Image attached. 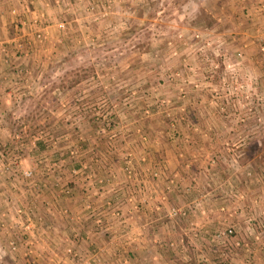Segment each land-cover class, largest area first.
Instances as JSON below:
<instances>
[{
	"label": "rangeland",
	"instance_id": "rangeland-1",
	"mask_svg": "<svg viewBox=\"0 0 264 264\" xmlns=\"http://www.w3.org/2000/svg\"><path fill=\"white\" fill-rule=\"evenodd\" d=\"M243 1L86 0L85 2L86 11L89 16H92L91 20L94 16H99L102 22L108 23V35L101 36L102 39L106 38L103 40L102 46L95 44L92 46L90 41L86 43L85 48L80 47L73 50V53H79L80 58L76 63L70 64L72 75L68 79L69 84L75 85L82 80L78 86L91 82L89 85L96 87L100 80H96L94 71L100 69L108 72L107 75L111 71H119L121 77L125 73L133 72L128 75L127 80L124 79L125 77L121 78L120 84L131 86L135 83L141 88L149 86L143 98H137V101L146 100L148 105L133 111L135 117L153 114L156 121H161L166 125L165 133L167 131L174 133L175 125H172V122H174L175 116L179 114L178 118L181 120L190 115V111L184 107L187 105L185 87L187 83L191 82V85L197 81V78L191 79L190 75L193 72L200 73L201 68L203 70L201 80L194 83V86L198 84L196 90L200 91L197 92V98H200L201 103L211 109L219 122L215 125L216 127L210 124L194 125L191 131L202 130L203 134H207V131L214 128L216 149L215 153L207 158L200 153L189 151L188 153L186 149H179L178 157L183 160V167L194 169L193 166L199 163L202 158L206 159L209 167L203 168L200 174L196 171L193 172L184 185H182L183 176L180 171L170 172L166 180L170 185H166V189L175 190L179 195L178 199L170 198V194L164 193L160 199L166 203L165 207L159 210L161 205L154 206L162 218H158L157 222L154 221L153 225L155 223L157 226L173 227L177 224L179 226V235L171 234V238L168 240V250L163 252V259L168 264H209L208 261L210 264H264V89L261 84H258L252 67L243 69L241 72L235 69L236 65L246 58L245 49L247 46L243 47L239 42V36L242 35V28L239 26L242 21L240 11L245 12ZM115 13L120 17L119 21L124 23L120 22L116 29H110L109 23ZM232 15H234L233 20L230 19ZM229 21H232L236 26L229 29L228 24L231 23ZM90 23H94V21H90ZM111 30L113 31L111 32ZM38 34L41 35L38 37L39 39L46 36L43 30L37 31V36ZM90 37H94V41H96V34ZM262 40L259 38L256 40L257 45L259 44L257 49L261 52L264 51V40ZM255 51L253 50L254 54ZM191 56L197 59L199 70L192 65L193 60L190 62ZM251 56L254 55L251 54ZM183 58L188 60L184 61ZM260 58H257L258 62H253L252 65L260 63ZM261 61L263 60L261 59ZM144 75L148 78L142 82ZM103 80V84L107 87H111L117 82L114 79L115 82L112 83L113 79H108V76H105ZM111 92L107 90L103 99L110 98ZM124 92L120 100L122 104L119 105L123 109L117 111L116 120L113 119L112 114L107 113L108 110H100L98 114L93 111L92 118L98 117V120L91 121L89 127L83 126L80 117L84 116L85 106L80 103L90 101L86 99L87 97L92 98V96L87 92L80 94L73 92L69 95L70 100H68L71 103L69 114H67L72 118L70 126L48 127V123L44 121L42 124H38L40 126L33 127L32 124H29L26 131L22 128L11 131V144L2 147L0 158L8 150H11L13 145L20 147L17 149H25L31 154L29 156L43 151L47 153L46 155H50L48 151H51L52 145H56V149L51 152L53 158L45 160L35 158L37 164L23 168L20 173L17 172L16 177L14 175L15 178L12 182L15 180L17 182L20 178L31 179L33 182L32 185H24L23 192H16L21 199H14L15 195L13 194V199L11 198L14 206L24 202L29 204V210H26L22 216L9 210L12 217L11 223L4 215H0V264H77V260L65 252L66 245H70L80 252L74 243L65 245L64 238H61L56 249L50 244L52 243L50 241L51 231L54 230L52 224L57 222V225L61 226L63 224L60 223L68 222V217L66 218L62 212L64 208L56 214L55 218L53 213H49L48 201L47 203L46 201L42 203L33 201V205H31L32 195H42L41 190H46L42 185H38L37 181L35 182L34 175L40 171L42 173L41 181L47 176L59 173L58 176H62V178L63 176L64 178L68 177L69 181L65 185H71L70 177L78 175L81 171L85 175L89 174L92 178L94 169L90 167V156L93 154L84 158L83 156L72 157L82 149L80 143L84 141V134L92 136L99 134L105 139L111 135L109 131L118 128L119 124L115 125L114 121H119L128 115V100L136 95L141 96L140 93L128 95L126 90ZM113 98L114 96L111 97V100ZM92 100L94 101L93 98ZM183 103L184 105H182ZM180 105L184 109H181ZM196 111L195 114L197 113L200 118L206 117L204 112L201 114L200 108ZM133 113L131 114L134 116ZM35 114H37L34 116L36 119L45 116L47 112L38 110L35 111ZM127 124L123 125L122 131L125 130L128 134L136 133L141 135L139 138L143 142L147 141L149 136L147 138L142 134L136 123L128 126ZM4 128L5 126H0L1 130ZM107 140L109 139L107 138ZM107 140L102 144L106 153H110L114 149L118 150L116 142L108 143ZM184 141L190 142V133L184 136ZM95 144L90 141L89 147L92 148ZM250 147H252V152L248 150ZM123 149L126 150L121 154V157L123 156L122 176L124 175V181L134 183L136 181L134 158L137 156L139 159L140 157L139 160L143 162L145 157L142 154H137L134 148L124 147ZM60 153L61 155H59ZM252 157L253 161H250ZM21 161L22 150L4 158V163L9 165H19ZM74 161L78 167L70 165L71 162L75 163ZM212 166H218V170L222 171L238 172L240 170L242 174H238V178L241 183L245 184L254 176L257 177L254 182L259 185H212V180L215 178ZM154 167L155 169H149V172L153 178H159L164 169L159 164H155ZM250 168H256L255 172L250 171ZM25 170H31V176H24L23 171ZM110 177H112L111 173ZM178 182L179 185H177ZM26 187H29L31 191ZM1 190L0 196L5 197L6 192L3 185H1ZM62 193L60 196H63ZM142 197L144 198L141 202L146 203V196ZM126 201L131 204L132 208L139 209V201L136 206L132 194L127 196ZM172 208L179 209V214L174 215L171 212ZM29 219L36 223L34 233H30L28 229L24 228V221ZM244 219L245 221H243ZM70 221L75 223L77 220L74 218ZM242 221L244 223H241ZM235 222L243 226L241 229L244 228L245 233L240 231L239 224L236 225ZM208 224L212 227V231L204 233V235L201 234V236L203 237L202 241L209 248L192 249V246L195 247L193 245L194 235ZM5 229L7 231H4ZM227 229H232L233 233L218 236L220 231L227 232ZM10 241L16 243L15 249H10ZM154 260L156 261V258ZM122 264L127 263L122 261Z\"/></svg>",
	"mask_w": 264,
	"mask_h": 264
},
{
	"label": "crops",
	"instance_id": "crops-1",
	"mask_svg": "<svg viewBox=\"0 0 264 264\" xmlns=\"http://www.w3.org/2000/svg\"><path fill=\"white\" fill-rule=\"evenodd\" d=\"M85 2L86 0H0V126H5L3 130L0 129V150L6 144H11V135L14 129L16 131L17 128H22L26 131L25 129L29 124H32L33 127L35 125L40 126L38 124H42L44 121L48 123V127L63 128L70 126L72 118L67 114H69L71 103L68 100H70L69 95L73 92L79 94L87 92L94 99L93 101L91 97H87L86 100L90 101L80 103L85 106L84 116L80 118L82 125H87L86 127L90 126L91 121L95 120L96 122L98 120V117L92 118L93 111L98 114L100 110H108L107 113L112 114L113 119L116 120L117 111L123 109L119 105L122 104L120 100L125 90L128 95L140 93L141 96L136 95L128 100V115L119 121L113 120L115 125L118 123L119 126L115 128L116 131H109L111 132V135L107 136L109 140L104 139L99 134L96 136L84 134V141L80 143L82 149L72 158L80 156L84 158L93 154L94 158L90 156V167L94 169V176L91 178L89 174L85 175L81 171L78 175L70 177L71 185L68 186L71 188V194L60 196L63 187L67 186L65 184L69 181L68 177L64 178L63 176L62 178V176H58L59 173H56L40 181L42 173L37 171L34 175L35 182L37 181L38 185H42L46 190H41L42 195L33 194L31 205H33V201L37 203L48 201L49 213H53L54 217L60 213L62 208H66L70 213L69 215L76 218L75 223L70 221L68 217V222L60 223L63 224L61 226H58L57 222L52 224L54 230L51 231L50 241L52 243L50 244L55 249L59 240L64 238L65 245L74 243L82 254L90 255L97 251V256L99 255L102 264H122V261L127 264H168L163 259V252L168 250V240L171 238V234L179 235V226L178 224L173 227L157 226L155 223L153 225L154 221L157 222L158 218H162L154 206L161 205L159 210L165 207L166 203L160 199L164 193L170 194V198L178 199L179 195L175 190L166 189V185H170L166 181L170 172L180 171L181 176H183L182 185H184L193 172L196 171L200 174L203 168L209 167L205 158L196 163L193 166L194 169L183 167V160L178 157L179 149L200 153L206 158L215 153L216 149L214 128L207 131V134H203L199 128V131H191L194 125L205 126L210 124L215 126L219 122L211 109L201 103L200 98H197L199 90H196V87L198 84L194 86V83L201 80L203 70L201 67L200 70L198 69L197 59L191 56L190 62L193 60L192 65L200 73L193 72L190 78H197V81L191 85V82L186 84L187 98L185 102L187 105H184L185 102L182 105L190 111V115L181 120L178 118L179 114L175 116V120L172 122V125H175L174 133L168 131L165 133L166 125L161 121H156L153 114L135 117L133 111L148 105L146 100L137 101V98H143L149 86L141 88L135 83L131 86L121 85L120 79L125 77L124 79L127 80L128 75L133 72L125 73L121 77L119 71H111L107 75L108 72L100 69L94 71L96 80H100L96 87L89 85L91 82L78 86L82 80L75 85L69 84L68 79L72 75L70 64L76 63L80 58L79 53H73V50L80 47L85 48L86 43L90 41L92 46L94 44L102 46L103 40L106 39H102V37L108 35V23L102 22L99 16H94L91 20L92 16H89L86 11ZM243 3L245 12L240 11L242 21H240L239 26L242 28V35L239 36V42L243 47L247 46L245 49L246 58L244 61H240L235 69L241 72L243 69L252 67L258 84H261L262 89H264V51L261 52L257 49L259 44L257 45L256 42L258 38L261 40L264 38V0H244ZM115 14L114 18L110 20V29H116L120 25V17ZM233 17L234 15L230 19L233 20ZM89 20L94 21V23H90ZM229 22H231L228 24L229 29L236 26L232 21ZM42 30L46 36L39 39L37 31ZM94 34H96V41H94V37H90ZM253 50H256L255 54ZM251 54L254 56L252 57ZM259 57H261L260 63L253 66L252 63L258 62L257 58ZM183 60L187 61L188 59L183 58ZM58 67L59 69H57ZM105 76H108V79H113L112 83L115 82L114 79L117 82L111 87H107L103 84ZM142 78V82H145L144 80L148 77L144 75ZM107 90L112 91L111 97L114 96L112 100L111 97L106 100L103 99ZM182 105L180 108L184 109ZM197 105L200 106L196 107ZM198 108L201 109V114L203 112L206 114L203 119L197 114L196 109ZM38 110H46L47 114L35 119L34 116L37 115L35 111ZM134 123L140 127L141 133L147 138L149 136L150 139L148 138L147 141L143 142L139 138L141 135L132 132L128 134L125 130H121L123 125L127 124L128 126ZM188 133H190V142L186 143L184 136ZM106 140L108 143L116 142L118 150L114 149L110 153H106L102 146ZM90 141L96 143L92 148L89 147ZM119 145L121 146L119 147ZM124 147L134 148L137 154H142L145 157L143 162L139 160L140 157L139 159L137 156L134 158L136 171L134 183L124 181V175L122 176L123 156L121 157V154L126 150L123 149ZM11 148L0 158V183L6 192L5 197L0 196V215H4L10 223L12 217L9 210L14 212L15 205L11 201L12 196L15 195L14 199H21L16 192H23L24 185L33 184L31 179L20 178L17 182L16 180L12 182V180L16 177L17 172L20 173L23 168L37 164L35 158H42L43 160L53 158L51 152L56 149V145H52L51 151H48L50 155H46L47 153L43 151L29 156L31 155L29 152L23 148L17 149L20 148L17 145H13ZM18 150H22V161L19 165L4 163L5 157ZM250 161H253V157ZM155 164H159L164 169L159 178H153L149 172V169H155ZM70 165L78 167L76 162H71ZM217 167H211L215 176L212 185H259V183L254 182L257 177L253 176L243 184L238 178L242 174L240 170L229 172L228 170H218ZM250 169V171L255 172L256 168ZM110 173L112 177H110ZM46 185L48 186L46 187ZM26 188L29 189V187ZM29 191L31 190L29 189ZM130 194L134 196L136 206L137 201H139V209L132 208L131 204L126 201ZM142 196H146V203L141 202L144 198ZM88 202L92 204L94 209L93 215L84 209V204ZM114 210L118 211V215H113ZM96 217L103 220L101 225L94 222ZM243 221L241 223H244ZM235 223L236 225L239 224V229L243 227L240 223ZM180 229L182 228L180 227ZM211 231L212 227L208 224L198 232L199 235L194 233L193 245L195 247L192 246V249H208L209 247L202 241L201 234L204 235V233ZM240 231L245 233L244 228ZM181 232L184 233V231ZM208 263L210 264L209 261Z\"/></svg>",
	"mask_w": 264,
	"mask_h": 264
},
{
	"label": "built area",
	"instance_id": "built-area-1",
	"mask_svg": "<svg viewBox=\"0 0 264 264\" xmlns=\"http://www.w3.org/2000/svg\"><path fill=\"white\" fill-rule=\"evenodd\" d=\"M38 37H41V35L38 34ZM31 174H32V171L31 170H25V171H23V175L26 176V177L31 176ZM62 192H63V195L69 196L71 194V188L67 185V186H65L63 188ZM0 193L2 194L1 185H0ZM46 203H47V201H46ZM84 208H85V211H87L89 214L93 215L94 209H93L91 203H89V202L88 203H85ZM26 210H29V204H26L24 202H20V204L14 206V212L18 216L24 215V213L26 212ZM62 212L64 213V215L66 217H69L70 220H72V219L75 218V217L69 215L70 213H69L68 209H66V208L63 209ZM113 212H114L113 215H118V211L114 210ZM171 212L174 215H177V214H179V209L172 208L171 209ZM94 222L96 224H101L102 219L96 217V219L94 220ZM35 225H36V223L32 219H29L28 221H24V228L25 229H28V231L30 233H32V232L34 233ZM226 231L227 232L220 231L218 233V236L230 235L231 233H233L232 229H227ZM171 245H173V244L171 243ZM9 247H10V249H15L17 247V245H16V243H13V241H10L9 242ZM65 252L68 255L73 256V258H75L77 260V264H101L100 259L97 256V253L96 252H94V253H92L90 255H85V254H82V253L76 251L70 245H66Z\"/></svg>",
	"mask_w": 264,
	"mask_h": 264
},
{
	"label": "trees",
	"instance_id": "trees-1",
	"mask_svg": "<svg viewBox=\"0 0 264 264\" xmlns=\"http://www.w3.org/2000/svg\"><path fill=\"white\" fill-rule=\"evenodd\" d=\"M248 150H249V152H252V147H250Z\"/></svg>",
	"mask_w": 264,
	"mask_h": 264
}]
</instances>
